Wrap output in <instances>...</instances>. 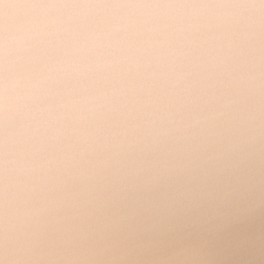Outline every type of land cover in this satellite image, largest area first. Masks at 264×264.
<instances>
[{
  "label": "clouds",
  "instance_id": "clouds-1",
  "mask_svg": "<svg viewBox=\"0 0 264 264\" xmlns=\"http://www.w3.org/2000/svg\"><path fill=\"white\" fill-rule=\"evenodd\" d=\"M0 264H264V0H0Z\"/></svg>",
  "mask_w": 264,
  "mask_h": 264
}]
</instances>
